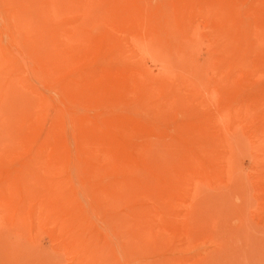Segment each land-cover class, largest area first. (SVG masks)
Masks as SVG:
<instances>
[{"label":"rangeland","instance_id":"obj_1","mask_svg":"<svg viewBox=\"0 0 264 264\" xmlns=\"http://www.w3.org/2000/svg\"><path fill=\"white\" fill-rule=\"evenodd\" d=\"M0 264H264V0H0Z\"/></svg>","mask_w":264,"mask_h":264}]
</instances>
